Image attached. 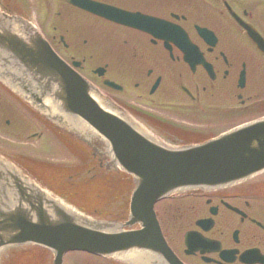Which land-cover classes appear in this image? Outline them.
Listing matches in <instances>:
<instances>
[{
  "label": "water",
  "instance_id": "1",
  "mask_svg": "<svg viewBox=\"0 0 264 264\" xmlns=\"http://www.w3.org/2000/svg\"><path fill=\"white\" fill-rule=\"evenodd\" d=\"M0 65L39 107L49 98L68 118L84 119L106 139L114 162L135 182L129 221L107 225L63 208L0 161V246H47L54 253L52 264H62L63 254L75 249L104 256L143 250L162 264H181L161 246L153 203L175 191L229 185L264 169V118L197 145L164 147L127 119L98 108L90 85L69 70L32 26L1 13ZM49 109V116H57ZM135 222L143 224L141 231L122 230ZM122 259L151 264V257L144 254Z\"/></svg>",
  "mask_w": 264,
  "mask_h": 264
},
{
  "label": "flooded vegetation",
  "instance_id": "2",
  "mask_svg": "<svg viewBox=\"0 0 264 264\" xmlns=\"http://www.w3.org/2000/svg\"><path fill=\"white\" fill-rule=\"evenodd\" d=\"M94 1L120 10L150 15L182 29L209 65L210 72L197 64L196 56L190 53H187L190 60L187 63L184 53L174 42L165 43L137 29L83 11L65 0H52L51 11L55 17L66 10L63 19H58V22L63 21L67 26L61 27L55 21L51 28L52 35L48 38L57 45L65 43V49L71 53L70 59L82 56V70L85 68L86 58L90 61H103L105 73L102 78L114 80V77L108 76L109 67L115 66L119 70L133 61L134 69L126 74L131 80V88L127 90L122 79L114 80L121 86L118 93L101 86V91L106 96L110 93L119 95L114 97L117 103L147 116L148 113L141 109L148 105L154 106L152 98L159 97L167 108L172 106L182 114L195 111L198 114L204 113L205 118L210 120L234 114L233 104L236 101L240 105V113L264 106V96H260L264 94V52L250 34L253 33L264 41V0ZM70 22L76 28H70ZM197 28L210 31L213 37L201 36ZM79 44L84 48H94L92 52L83 53L77 49ZM241 72L244 74V85L239 89L237 79ZM102 78H99L100 82ZM152 89L154 90L151 91ZM130 90V95L124 96ZM142 94L149 99V104L135 102L140 100ZM171 95L179 100L168 101ZM203 104L206 106H202ZM248 184L250 183L243 186ZM231 193L232 191L224 192L228 195ZM238 203L246 211L251 208L247 199ZM179 217L181 220L186 219L183 214ZM179 233L164 232L172 244L176 242ZM204 235L217 240L222 248L230 247L229 232H206ZM239 238L243 244L251 243L264 249V231L239 232Z\"/></svg>",
  "mask_w": 264,
  "mask_h": 264
},
{
  "label": "rangeland",
  "instance_id": "3",
  "mask_svg": "<svg viewBox=\"0 0 264 264\" xmlns=\"http://www.w3.org/2000/svg\"><path fill=\"white\" fill-rule=\"evenodd\" d=\"M32 1V0H31ZM41 0H33L32 5L30 7V15L32 19L37 22L40 26H42L43 30L45 31L47 37L50 38L52 35L51 29L48 27L49 23L55 22L57 18L52 12H47V17L43 13L42 10H40V2ZM41 15L45 18L44 20L40 19ZM59 19H63V16ZM61 26L66 27V24H63V21H61ZM68 26H72L71 23H68ZM73 28V27H71ZM72 32V31H70ZM82 33H85V31H82ZM53 46H55V49L66 59L70 58V52L69 50L63 49L60 45L55 44L53 42ZM89 45V44H88ZM86 45V46H88ZM85 46L79 44L77 46V49H79L83 53L92 52L94 46L91 48H84ZM75 58H81L79 56H75ZM85 62V68L81 71L83 75H85L91 82H93L95 85H99L100 81L99 79H96L95 76H93L90 72V70L97 66L102 65L103 61H91L86 58ZM132 64L129 62V67H121L119 70L115 67H109L108 70V76L110 78L114 77V80H123L124 83H126V89L128 90L131 88V80L128 79V76L126 75L131 70L134 69L133 67V61H131ZM127 64V62L125 61ZM118 77V78H117ZM142 93H145L141 90H139ZM131 93L128 92L124 96L128 97ZM111 98L119 96L116 94H108ZM174 100H179L178 98H175ZM173 100V101H174ZM134 101V100H129ZM149 99H146L144 95L142 94V97L139 101H135L137 103H147L149 104ZM152 101L155 102L154 104V112L157 114H161L165 117H167L165 113V109L161 107L162 99L159 97L152 98ZM12 107L14 111H6L4 108ZM169 112V111H166ZM190 119H196L197 115L193 114L191 115ZM6 120L9 121V123H6ZM198 121V120H195ZM199 121H202L200 119ZM149 124H155L152 121H147ZM187 122V121H186ZM41 134V135H40ZM0 150L3 151L5 154H8L14 158H17L19 161H31L37 159H42L45 161H50L52 163H55L57 165L64 164H74L73 162H67L73 160L72 156L70 155V152L64 147L62 143H60L57 139H55L46 129L41 126L40 124L35 121L31 115L27 112H25L20 106L16 105L15 102L11 100V98L5 93L0 91ZM65 160V161H64ZM74 161H76L74 159ZM252 196L254 198H257L256 202L258 203L256 205V210L252 208L251 213L254 215V217L257 216L258 219L264 220V186H258L257 189H254L251 191ZM263 199V200H262ZM205 197H181V198H175V199H169L165 200L159 204L156 205V212L159 216V219L162 223V226L164 228L165 232H180L179 239L177 240V243L175 245L176 250L181 255V233L184 232L187 228H192V220L196 217H201L206 215V207L207 205L204 202ZM259 200V201H258ZM194 209L191 208L190 205H193ZM168 210L166 211V209ZM170 208V210H169ZM188 208L189 211H186V219L183 221H178L177 216H172L171 213H181L183 209ZM198 209V212H197ZM167 213H166V212ZM195 211L196 213L190 214L189 212ZM257 214V215H256ZM184 215V216H185ZM189 215L191 217L190 220H188ZM223 213H220L217 217V226L212 232H229L233 226H231L229 229H226V225L224 224L225 220L228 217H223ZM222 216V217H221ZM235 222V220L233 221ZM249 225L247 223H244L242 226V229L244 232H248ZM249 244H242V247H247ZM4 252V251H3ZM11 253V252H10ZM31 255L33 259V264H47L44 258L42 257L41 251L33 249L28 252H26L23 255ZM5 256V254H2ZM16 262H20L23 257H21L20 253L12 254V257ZM197 262H199L196 258H194ZM187 260V259H185ZM2 259H0L1 264ZM200 263V262H199ZM9 264L11 263V260H9ZM65 264H109L106 260H104L101 257H94L82 252H69L65 256ZM194 264V263H193ZM201 264V263H200Z\"/></svg>",
  "mask_w": 264,
  "mask_h": 264
},
{
  "label": "bare ground",
  "instance_id": "4",
  "mask_svg": "<svg viewBox=\"0 0 264 264\" xmlns=\"http://www.w3.org/2000/svg\"><path fill=\"white\" fill-rule=\"evenodd\" d=\"M125 262V261H124ZM12 263V262H11ZM125 263H127V262H125ZM9 264V263H8Z\"/></svg>",
  "mask_w": 264,
  "mask_h": 264
}]
</instances>
